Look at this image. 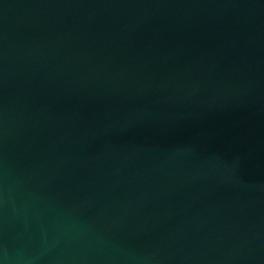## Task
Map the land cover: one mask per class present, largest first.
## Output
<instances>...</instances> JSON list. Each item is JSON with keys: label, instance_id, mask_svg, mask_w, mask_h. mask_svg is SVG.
<instances>
[{"label": "water", "instance_id": "95a60500", "mask_svg": "<svg viewBox=\"0 0 264 264\" xmlns=\"http://www.w3.org/2000/svg\"><path fill=\"white\" fill-rule=\"evenodd\" d=\"M0 264H264V0H0Z\"/></svg>", "mask_w": 264, "mask_h": 264}]
</instances>
